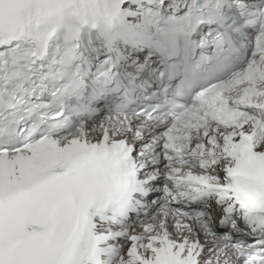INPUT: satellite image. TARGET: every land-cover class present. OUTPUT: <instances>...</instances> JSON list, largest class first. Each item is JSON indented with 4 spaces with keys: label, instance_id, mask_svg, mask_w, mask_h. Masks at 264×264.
I'll return each instance as SVG.
<instances>
[{
    "label": "snow or ice",
    "instance_id": "6c2138e0",
    "mask_svg": "<svg viewBox=\"0 0 264 264\" xmlns=\"http://www.w3.org/2000/svg\"><path fill=\"white\" fill-rule=\"evenodd\" d=\"M0 264H264V0H0Z\"/></svg>",
    "mask_w": 264,
    "mask_h": 264
}]
</instances>
